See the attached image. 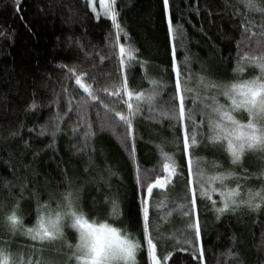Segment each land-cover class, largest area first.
<instances>
[{
  "label": "trees",
  "instance_id": "trees-1",
  "mask_svg": "<svg viewBox=\"0 0 264 264\" xmlns=\"http://www.w3.org/2000/svg\"><path fill=\"white\" fill-rule=\"evenodd\" d=\"M116 7L124 29L121 42L134 45L137 58L144 64L143 67L133 64L125 70L130 87L148 90L151 88L149 80L160 81L162 99L157 108L170 102L174 94L173 44L182 72V87L192 89L190 94L186 93L187 107L195 108L197 117L202 105L193 104L191 100L205 90L198 77H206L210 82L230 81L235 78L232 69L239 56L245 52L259 54L253 51L254 41L250 46L247 39L250 33L244 31L241 22L253 20L250 31L257 32L261 14L245 8L243 0H169L173 37L167 32L162 0H117ZM115 31L110 19L103 15L97 18L86 0H19V4L16 0H0V202L10 193L20 199L19 214L27 227L35 223L36 200L48 201L50 194L58 199L71 180L75 187L82 188L80 205L91 218L97 222L105 218L115 221L114 226L126 228L135 236L141 197L136 183L137 164L142 178L146 173L153 177L156 172L152 170H159L157 145L167 144L165 151L175 150L169 122L149 112L146 102L142 114L134 118L133 136L128 137L127 145L123 139L126 129L122 125L101 126L106 116L101 105L93 102L83 112L77 110V101L85 94L68 75L67 67L87 72L90 78L86 82L94 83L96 89L109 87L112 90L111 84L120 80L118 56H109ZM185 57L189 59L186 61ZM64 65L67 67H62ZM246 72L249 76L254 74L248 68ZM186 80H191L190 84L183 83ZM98 94L113 106V98L102 92ZM33 100L37 104L34 109L29 108ZM116 107L119 110V105ZM57 113L63 119L59 121L60 132L53 140L50 133ZM42 126L47 131L39 135ZM203 131L207 133L208 129ZM11 132L18 135L12 136ZM195 157L209 163L217 161L238 173L241 171L231 165L229 156L219 146H201ZM180 159L178 156L177 160ZM181 162L184 175L176 177L174 184L180 180L185 182L186 158ZM243 168L257 173L261 168L259 156L255 152L247 153ZM108 169L115 175L110 176ZM5 181L9 184L5 185ZM261 182L259 176H250L247 183L239 180L229 186L240 183L242 191L255 190L260 188ZM21 185H25L22 199ZM170 189L154 190L151 217L157 214L155 206L161 204L159 196ZM111 195L118 199L113 215H109L113 212L111 205L105 204V197ZM214 198L218 199V194ZM8 203L13 201L8 200ZM198 213L202 224L207 221L202 235L205 264H233L234 261L235 264H264V207L259 211L244 207L216 219L210 207L198 202ZM170 233L161 232L157 236L151 228L157 254L162 257L171 253L164 264H197L191 255V246L176 241L182 235ZM65 236L73 245L78 239L74 229L66 230ZM0 247L10 252L13 259L23 257L25 261L31 256L33 261L66 264L69 255L67 245L62 246L59 241L41 244L32 241L30 236L8 231L2 209ZM181 247L189 251H181ZM143 249L138 256L139 264H146V242ZM229 252L233 255H228Z\"/></svg>",
  "mask_w": 264,
  "mask_h": 264
},
{
  "label": "snow or ice",
  "instance_id": "snow-or-ice-1",
  "mask_svg": "<svg viewBox=\"0 0 264 264\" xmlns=\"http://www.w3.org/2000/svg\"><path fill=\"white\" fill-rule=\"evenodd\" d=\"M19 4V0H16ZM92 13L97 18L107 17L111 21V26L115 31V39L109 56H118L120 71L119 82H113L111 89L103 87L96 89L94 83H87L89 74L77 71L75 67H67V73L74 78L75 85L85 94L77 101L76 108L79 112L86 110L91 103L101 105L105 111V119L101 126L116 127L122 125L126 129L124 143L127 145L128 137L133 136L134 118L141 115L145 108L156 113L169 122V127L173 129L174 151H165L167 144L157 145L160 153L158 171L153 177L145 174L140 175V166L136 167V183L141 190V197L138 212L135 219L137 234L134 236L126 230L114 226L115 221L109 222L107 218L97 222L91 218L90 213H86L80 205L81 187H75L71 180L67 181L66 191L60 194L57 199L54 195L49 196V200L41 203L36 200V219L31 227L23 223L20 213V199L10 193L9 197L0 202V209L3 210V221L5 228L13 234L30 236L32 241L44 242L59 241L61 245H67L69 249L68 261L66 264H139L138 256L143 252V245L146 242V264H164L171 253L164 256L157 254V243L154 242L151 234V198L154 190H166L174 186V179L184 175V164L181 162L186 158L187 174L183 194L178 198L180 202L171 200L173 207L166 209L165 214L172 217L179 214L183 221L180 230L175 229L174 223L170 219L166 228H171L174 232L179 231L183 236V245L191 246L192 258L197 264H205V245L202 242V235L207 226V221L201 223L198 213V202H203L206 208L216 214V219L220 215L228 212H236L241 208H248L251 211H259L264 207V0H243V6L253 12L261 14L259 31L251 32L253 20H242L241 26L246 33L250 46L254 41V52H245L239 56L236 67L232 69L236 74L235 78L225 82H210L206 77H198L201 84L216 90V94L208 96L207 101L203 96L199 98V105H202L199 117L195 116V108L187 107L189 100L186 93H191V88L182 87L181 68L176 61L177 49L175 44L172 46L171 67L175 74L174 94L170 102H165L157 108L162 99L160 91L163 87L156 79L149 80L151 88L148 90H136L130 87L126 69L133 64L143 67L144 64L137 58L138 51L131 43L121 42V32L124 31L118 20L117 0H99V10L95 0H86ZM163 11L168 13L169 0H162ZM235 14V13H234ZM167 32L169 37H173L174 27L172 17L167 19ZM127 37V33H124ZM70 42H71V38ZM79 45V41H76ZM101 59H104L103 57ZM189 58L185 57L187 61ZM246 68L251 69L253 75H248ZM247 76L248 78H244ZM95 82V78L91 77ZM191 79V76H189ZM183 83H187L186 81ZM67 91V89H63ZM98 92H102L108 97L113 98V106L105 103ZM223 98L221 102L220 98ZM191 102L197 104V97H193ZM119 105V110L116 107ZM35 100L29 108H36ZM126 108V112L124 109ZM246 114L245 118H240ZM63 117L59 113L55 116L53 131L50 135L55 139L60 132L59 121ZM91 128V125L88 126ZM204 128L208 131L205 133ZM47 131L42 126L39 135H44ZM76 131V129H73ZM10 135L16 136L17 132ZM27 144V141L25 142ZM211 144L213 147L219 146L229 156L231 165L240 168V173L232 167L224 168L216 161L210 164L202 157H195V152L201 146L207 148ZM135 153V145L132 146ZM255 152L259 156L261 168L257 173H250L243 168V161L246 154ZM181 159L178 161L177 157ZM109 175H115L108 169ZM250 176L262 178L261 186L258 189L248 188L242 191V185L236 183L235 187H230L233 181L244 180L247 183ZM104 180V177H100ZM107 183V181H105ZM9 182L5 181V185ZM21 199L25 185H21ZM218 194V199L214 198ZM34 195V194H33ZM170 199V198H169ZM8 200L13 201L9 204ZM55 202V207L52 203ZM105 204L111 205L116 214L118 199L115 195L106 196ZM161 210L157 205V213ZM159 219V217H158ZM74 229L78 234L76 243L70 244L65 236L66 230ZM264 243V240H262ZM181 251H189L187 247H181ZM228 255H233L228 253ZM0 264H51L49 261L37 259L32 260L29 256L27 261L23 257L13 259L10 252L0 247ZM235 264V261L233 262Z\"/></svg>",
  "mask_w": 264,
  "mask_h": 264
},
{
  "label": "rangeland",
  "instance_id": "rangeland-1",
  "mask_svg": "<svg viewBox=\"0 0 264 264\" xmlns=\"http://www.w3.org/2000/svg\"><path fill=\"white\" fill-rule=\"evenodd\" d=\"M95 3H96V6H97V10L100 11L99 10V0H95ZM101 15H103V14L101 13ZM166 17L168 19V17H169V11L166 14ZM186 82H187L186 84H190L191 80H186ZM198 82H200V81L198 80ZM204 88H205V86H204ZM205 90L202 89L201 92H203V93L202 94L200 92L199 93H200V96H203L204 97L205 102H208L207 101V97L208 96L215 95L216 94V90L213 89V88H211V87H207V88H205ZM200 96H197L198 102H199ZM220 99H221V102H223V98L221 97ZM244 116H246V114H244ZM216 157L218 158L219 156H216ZM230 184H232V182ZM184 187H185V182H182L181 180L180 181H177L174 184V186L171 187V189L169 191H166V192H164L163 194H161L159 196V198L161 200V204H159L160 207H161V210H160L159 213H157L156 215L154 214L151 217L152 228H153V231L157 233V236H159L161 232L162 233L163 232L164 233H167V232H170L171 231L170 235L173 234V233H174L173 235H177L178 233H180V232H177V231L174 232L171 228H166L165 225H167L168 222H169V220L171 219L172 220V223H174V225H175V229H177V230L182 229V227H183V221H182L181 216L177 213V214H174L172 217H169V216H167L165 214V211H166V209L173 207V205L171 203V200H176L177 202H180L178 200V198L183 194ZM160 191H162V190H160ZM155 209L157 210V205L155 206L154 210ZM158 217H159V219H158ZM167 230H170V231H167ZM181 237H179V238H177V240L176 239L175 240L177 242L178 241H181L183 243V236H181ZM169 239H170V237H169ZM172 240L174 241L173 238H172ZM186 246H189V245H186Z\"/></svg>",
  "mask_w": 264,
  "mask_h": 264
}]
</instances>
